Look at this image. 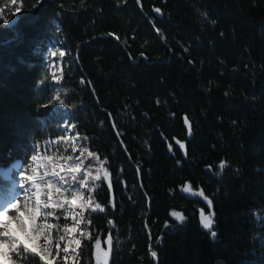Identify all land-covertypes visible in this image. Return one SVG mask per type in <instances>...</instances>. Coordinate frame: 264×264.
Listing matches in <instances>:
<instances>
[{"label":"trees","instance_id":"obj_1","mask_svg":"<svg viewBox=\"0 0 264 264\" xmlns=\"http://www.w3.org/2000/svg\"><path fill=\"white\" fill-rule=\"evenodd\" d=\"M65 125L79 145L62 161L106 171L72 264H96L109 235L108 264H264V0H0V169L61 160ZM49 209L57 243L70 219ZM20 249L9 264H44Z\"/></svg>","mask_w":264,"mask_h":264},{"label":"snow or ice","instance_id":"obj_2","mask_svg":"<svg viewBox=\"0 0 264 264\" xmlns=\"http://www.w3.org/2000/svg\"><path fill=\"white\" fill-rule=\"evenodd\" d=\"M157 12L160 11V9H156ZM53 55H55V53H53ZM61 56H63L64 54L61 53ZM56 80H59L60 77H53ZM185 123L188 124V119L187 117H185ZM189 132H191V127L189 125ZM79 134L77 133V136ZM75 139V138H74ZM85 139H87L85 137ZM181 147H183V145H181ZM73 151H75V148H73ZM84 151H87V149H84ZM89 156H95V153H91L88 152ZM33 160L36 159L35 156L32 157ZM49 159H51V157H49ZM68 160H71L72 157H68ZM82 161L80 163H75L73 166H70L67 168V171L65 172V175H60V173L55 171L56 165L53 166V170H52V177L56 178L58 177V181L57 183H59V187L57 186V184H54L52 182V180H48L47 182V201H42L40 199V184H36V177L35 175H28L25 177L26 181H31L33 182L35 188H36V193H35V200H36V204L35 207H29L27 205V203L24 205V212L27 213L28 215V219L31 222L32 225V231L35 232L37 234V236L39 235H44V229H48V232L50 234L51 229L56 227V225H52V224H41L39 226L36 225V218L37 216H44V217H50L54 215V212L49 211V212H44L42 211V209H48L49 207H51L52 209H64L65 212H67L68 214L72 215L73 220L75 221V223L73 224V226L71 228L68 227L67 224L64 225L63 231L65 234L67 235H71L72 233L77 232L79 226L81 223L84 222V212L80 211V212H75L74 209L76 207H79L80 209H87L92 207V202L93 199L91 196H89L88 200H84V193L82 191V189L84 187H87V180L91 177L93 180H99L101 177L99 175L92 177L91 172H87L85 174V178L84 179H79V177L76 175L77 173H79L81 171V166H82ZM226 162L225 161H221L219 167L221 169V171H223V168L225 167ZM19 167V165L17 166ZM61 167V171H64V166H60ZM47 175V173H46ZM65 176H70L71 178L69 180L65 179ZM79 180V184L76 185L75 188H73V184ZM62 182V183H61ZM65 185H67V187H64ZM64 189V191L62 192L61 189ZM22 189L17 187L15 184H12L10 187H5V188H0V201H2V207H3V212L0 213L2 214L5 219H0V245H3L5 243H7L10 247V249L15 252L17 255L20 254V244L21 242L10 233V223L11 221H15V223L19 226V228L21 230H25V222H24V218H23V213L21 212V208H20V201L18 199L19 197V193ZM55 193H60V196L57 197L55 200H53V194ZM71 190V198L69 199L68 197H66L64 195V192H67ZM185 192H192V187L190 184H185L184 189ZM200 196H203L204 199L207 201V205L209 208H211L212 206V201L209 200L206 196H204L203 191H200L198 193ZM25 199H28L27 196V192H25ZM15 201V202H14ZM114 206V205H113ZM14 211V214L9 216V212ZM95 209H99L101 211H103V209L101 208L100 204H95ZM170 215L174 218H176L178 221L183 222L186 217L178 211H172L170 213ZM213 216L214 214H210V215H205L203 210H201L200 212V222L203 226L204 229H210L213 224H214V220H213ZM79 217V218H77ZM90 223V221H89ZM109 223H112L111 221H109ZM81 235L86 237V238H91L90 234L85 230L81 232ZM212 236L215 237L216 233L212 232ZM65 239L64 235L59 236L58 241H57V249L59 250V241H62ZM45 241L47 242L46 244V250L47 251H51L50 245H51V239H50V235L49 236H45ZM70 245H75V247L72 249L73 254L76 253V249H78L81 245V240L80 239H76L75 237H73L72 239H70L68 241V244L64 247L63 251L65 253L69 252V246ZM107 245H108V250L105 251L101 248V241L99 238L96 239L95 241V258H96V264H108V258L110 255V252L112 250V237L111 235L108 236L107 238ZM23 252L24 253H36L37 252V248H31L29 249L27 244H25L23 246ZM151 255L153 257H156V252H152ZM0 256H4L5 258H9L8 257V253L5 251H0ZM40 258L41 260H45L47 257L44 255L43 252L40 253ZM67 258V257H66Z\"/></svg>","mask_w":264,"mask_h":264},{"label":"rangeland","instance_id":"obj_3","mask_svg":"<svg viewBox=\"0 0 264 264\" xmlns=\"http://www.w3.org/2000/svg\"><path fill=\"white\" fill-rule=\"evenodd\" d=\"M53 53H55V55H53ZM61 53H65L64 49L61 48V46L59 44H55V45H51L47 51L46 54V60H47V68H48V73L51 75L53 80V77H60L61 73H62V58H64L63 56H61ZM65 131H66V136L64 139H62V143H61V153L59 156V159L61 160H54V159H49L46 162L40 161L38 158L37 154H34L33 156L36 157L35 160H31V163L29 165H20L18 162L17 163H13V165H9L7 167L1 168L0 172L1 174L7 178L11 180V185L15 184L17 187L21 188L22 190L19 193V201H20V208H21V212L24 214L23 218H24V222H25V230H21L19 228V226L15 223V221H11L10 223V233L15 236L20 242L22 246H24L25 244H27L28 248H37V253H41L43 252L44 255L47 257L45 260H43L44 264H54L56 262V260L59 261V264H72L75 262V257H76V253L73 254L72 249L75 247V245H70L69 246V252L65 253L63 251L64 247L68 244V241L70 239H72L73 237H75L76 239H80V233H79V228L77 230V232L72 233L71 235H67L65 233V239L61 242H59V250L57 249V243L53 242V238L51 235V232L49 234L48 229H44V235H39L37 236V234L35 235V237L30 236V234H28L29 231H32V225L30 220L28 219V215L26 212H24V205L27 203V205L29 207H35L36 204V200H35V193H36V188L33 184V182L31 181H26L25 177L28 175H35L36 177V184H40V199L42 201H47V193L44 194L43 189H47V182L48 180H52V182L54 184H57V186L59 187V183H57L58 181V177L53 178L51 173L53 170V166L56 165L55 171L60 173V175H65V170H67L68 167L73 166L74 164L72 163V161H68V159L66 158L65 161H62V157L66 154V151L69 147H78L79 145V141H78V137L76 133H72L71 131V127L70 126H66L65 125ZM75 138V139H74ZM32 156V157H33ZM78 158L77 159V163H80V156L81 154H77ZM82 161L85 162V160ZM19 165V167H17ZM60 166H64V171H61V167ZM82 167V166H81ZM88 170L89 172H91L92 177H94V171H102L103 174L106 173L104 167H103V161L99 158L97 160H95V163H90L88 164ZM96 168V170H95ZM96 171V173H97ZM47 173V175H46ZM71 177L70 176H65L66 180H69ZM80 179V178H79ZM90 180H93L91 177L89 178ZM62 183V182H61ZM79 184V180H77L74 184H73V188L76 187V185ZM88 184V183H87ZM10 185V186H11ZM64 187H67V185H65ZM61 191L63 192L64 189L62 188ZM83 193H84V200H88L89 195L86 193L85 187L82 189ZM25 192H27V196L28 199H24L25 198ZM54 192V190H53ZM64 195L66 197H68L69 199L71 198V190L64 192ZM60 196V193H55L53 194V200H55L57 197ZM22 197V198H21ZM21 198V199H20ZM15 202V201H14ZM2 201H0V213L3 212V207H2ZM50 208V207H49ZM42 209V211L44 212H49L51 211L50 209ZM64 210V209H63ZM85 209H80L79 207H76L74 209L75 212H80L83 211ZM14 209L12 211L9 212V216L14 214ZM64 216H68L69 217V221L67 222V225L69 228H71L73 226V224L75 223V221L72 218V215L68 214L67 212H64ZM79 218V217H77ZM0 219H5V217L0 214ZM40 222V223H39ZM41 224H51V217H44L42 216V219L39 221L38 217L36 218V225L39 226ZM50 235V239H51V251H47L46 250V244L47 242L45 241V236H49ZM10 247L7 243L0 245V251H5V252H9ZM77 250V249H76ZM67 257V258H66ZM0 264H9L7 261V258H5L4 256H0Z\"/></svg>","mask_w":264,"mask_h":264},{"label":"water","instance_id":"obj_4","mask_svg":"<svg viewBox=\"0 0 264 264\" xmlns=\"http://www.w3.org/2000/svg\"><path fill=\"white\" fill-rule=\"evenodd\" d=\"M158 13H161L160 11L158 12ZM20 165H21V163L20 162H18ZM154 252H156V251H154ZM157 256V255H156ZM109 257H110V255H109ZM108 261H109V258H108Z\"/></svg>","mask_w":264,"mask_h":264},{"label":"bare ground","instance_id":"obj_5","mask_svg":"<svg viewBox=\"0 0 264 264\" xmlns=\"http://www.w3.org/2000/svg\"><path fill=\"white\" fill-rule=\"evenodd\" d=\"M17 162H20V161H17ZM17 162H14V163H17ZM11 165H13V163H12ZM22 165H23V164H22ZM21 198H22V197H21ZM21 198H20V199H21ZM24 199H25V198H24Z\"/></svg>","mask_w":264,"mask_h":264}]
</instances>
